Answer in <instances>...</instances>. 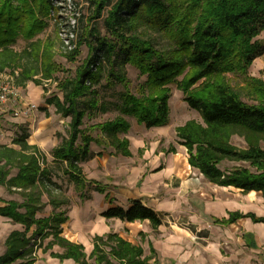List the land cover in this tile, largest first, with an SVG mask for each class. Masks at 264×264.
<instances>
[{"label": "trees", "instance_id": "1", "mask_svg": "<svg viewBox=\"0 0 264 264\" xmlns=\"http://www.w3.org/2000/svg\"><path fill=\"white\" fill-rule=\"evenodd\" d=\"M79 1L91 6L90 22L102 19L104 31L87 24L79 32L82 15L79 17L78 45L85 43L86 56L73 72L56 82L62 96L53 93L45 98L56 114L69 118L67 134L49 154L53 163L61 165V172L79 196L85 185L80 163L93 156L90 142L105 141L114 148V154L130 155L125 136L130 122L126 117L146 128L167 125L173 84L201 118H189L175 127L176 140L185 148L188 164L208 182L237 187L242 193L259 191L264 198V78L247 75L256 56L263 55L264 61V42L256 38L264 29V0ZM51 9H55L52 0H0V74L11 73L16 86L29 81L40 85L64 71L54 57L56 39L37 36L47 26L45 17ZM52 24L56 33L57 24ZM18 39L24 40L25 46L16 50L13 44ZM158 39L166 43L159 47ZM78 54L73 49L65 57L74 61ZM124 65L145 75L134 91L119 68ZM228 73L237 78L233 81ZM116 82L123 86L118 99H106L98 87L112 88ZM107 111L115 113L84 125V117ZM95 129L100 136L92 134ZM28 136L26 127L21 126L11 144L0 143V186L20 197L0 198L4 202L0 216L22 225V229H12L4 238L0 264L16 260L31 264L37 249L60 262L71 259L76 264H157L152 247L144 254L140 244L116 232L95 234L88 253L81 243L63 237L62 223L67 217L64 211L55 209L68 202L55 195L54 167L42 150L27 142ZM233 136L242 139L243 146L232 143ZM173 150L172 146L167 149ZM224 161L232 164L221 167ZM43 194L53 211L37 217L45 204ZM125 203L127 207H106L101 215L123 221L146 219L152 229L160 224L158 214L141 201ZM239 217L264 223V216L237 212H230L222 222Z\"/></svg>", "mask_w": 264, "mask_h": 264}, {"label": "crops", "instance_id": "2", "mask_svg": "<svg viewBox=\"0 0 264 264\" xmlns=\"http://www.w3.org/2000/svg\"><path fill=\"white\" fill-rule=\"evenodd\" d=\"M259 56L264 64L263 55ZM32 94L30 97L36 95V91ZM21 105L25 107L27 102ZM29 113L35 116L33 111L27 112ZM43 114V110L36 114L43 123L34 125L32 118L26 119L29 133L27 142L35 144L46 154L48 160L51 158L49 150L61 138H56L59 129L52 124L50 116L46 114L42 120ZM167 126L169 125L155 126V129ZM13 127L8 130L10 137L3 143L11 144L18 131L17 126ZM93 135L100 136L101 133L97 130ZM143 144H135L136 154L131 151L129 156H123L114 154V148L105 141L99 144L90 142L89 148L93 156L80 163L85 177V185L81 191L83 195L80 197L95 199L96 207L87 211L80 210L85 220H80V212L77 211L75 222L68 221L71 210L69 204L55 209L64 211L67 217L62 223L63 237L81 243L88 253L95 234L116 232L122 238L140 244L144 254H148L149 247H152L157 264H264V223L253 222L249 217L222 222L230 212L264 216V198L259 191L242 193L237 187L204 180L188 164L186 150L178 142H167L168 145H164L157 141L142 149ZM170 146L174 148L173 151H167ZM0 187L3 192L4 187ZM5 192V196H0L3 200L20 199L16 193ZM41 199L45 204L36 213L37 217L48 216L53 211L47 202V195L43 194ZM127 200H139L152 208L160 217V224L152 229L146 219L123 221L101 215L106 207H127ZM2 204L4 202L0 201V205ZM3 218L10 224V228L0 242V254L4 251L3 241L6 235L12 229H22V225ZM77 228L81 229L80 232H76ZM33 229L34 226L29 233ZM141 232L143 236H140ZM82 239L85 240V245ZM31 260V264H76L71 259L60 263L57 258L43 253L41 249H37ZM13 264H22V261L16 260Z\"/></svg>", "mask_w": 264, "mask_h": 264}, {"label": "rangeland", "instance_id": "3", "mask_svg": "<svg viewBox=\"0 0 264 264\" xmlns=\"http://www.w3.org/2000/svg\"><path fill=\"white\" fill-rule=\"evenodd\" d=\"M78 5L80 6L79 9H81L82 13V19L79 23V32L83 29L84 26L87 24L95 25L97 29L102 33L104 31L103 23L101 18H97L89 21L88 17L92 15V8L91 6H88L81 1L77 0ZM13 3L16 5V2L13 1ZM45 20L47 22V26L45 29L39 33L37 36L41 39L45 38L46 36L50 35L53 36L57 43L54 47V57L57 63L62 66L64 71H58L55 73L53 78H49L47 80H44V82L40 85H36L33 82L29 81L25 85L19 87L18 94L21 97V103L27 102L34 105L33 107H29L28 112L33 111L35 116H31V114H24L21 118L14 120L12 118V112L16 109L14 105L11 103L0 105V143H3L4 141H7L10 137V134H8V130L11 128H14L13 126H17V128L23 126L26 127L27 118H32V123L34 125L43 123V121H40L37 117V113L41 111V107H46L47 110H43L44 116H42V120H44V117L46 114L49 117L50 121L53 125H56L59 130L56 132V138L60 139L62 136H65L67 134V118H62L59 115H55L54 112V106L52 104H46L45 98L52 95L53 93H56L59 97L62 96L61 92L57 90L55 87L56 82L59 79L64 78L72 69L75 68V66L81 62V60L86 56L87 53V47L84 42H82L80 45H78V35L76 36V39L74 43L76 46L73 49H77L79 51L78 56L75 58L74 61H69L65 57V53H67L70 50L64 49L62 47V42L59 37L58 31L56 29V33L53 32V24L51 23L50 18V11L48 12L47 16L45 17ZM261 40H264V30L259 33V35L256 37ZM166 42L164 40L158 39L157 46L162 47ZM23 46H25V41L22 39H18L14 44L13 47L16 50L21 49ZM72 49V50H73ZM120 70L124 72L125 77L129 81V89L134 91L136 85L143 81L145 79V75H139L137 69H135L133 66L130 65H124L119 67ZM264 69V64L262 62V57H256L251 61L250 66L247 69V75L254 76V77H263L262 71ZM106 72V69H105ZM228 76L234 81L237 76L233 73H228ZM104 81L102 80V83ZM98 90L100 93L106 96V99H109L111 101H115L118 99V92L123 90V86L120 83H115L112 88H108L105 86H99ZM36 91V95H33L32 93ZM170 97L168 99V107H169V123L166 128L163 129H155V127L146 128L142 124H137L134 120V118L127 116L126 118L130 122V129L125 134V136L128 137V148L131 151L136 154V148L135 144L137 143H144V149L146 146L154 145L157 141L162 142L164 145L167 144V142L173 143L177 142L176 136H175V127L177 125L182 124L185 120L189 118H194L197 120H201L200 115L198 112L190 107L187 106L186 102L183 101V93L180 89H177L175 85H170ZM113 95L110 98V95ZM48 107L50 110H48ZM115 111L113 112H106V113H95L91 118L84 117V125L87 123L92 122H98L99 120H104L106 118L112 117L114 115ZM48 120V119H47ZM46 120V121H47ZM83 125V126H84ZM97 130H93V134H96ZM13 135V134H11ZM232 143H234L237 146H243V141L237 136H233L231 139ZM168 145V144H167ZM140 149H138V153ZM120 155V154H119ZM129 156V155H128ZM49 157V156H48ZM48 163L53 165L55 173L57 175L56 183H57V190L55 191V195L60 199H65L66 202H68L69 207H71V210L69 212V218L68 221L75 222V215L76 212H80V210L87 211L91 207L95 206V199H83V197H80L78 192H76L73 188L72 183L67 179V177L61 172V165L57 163H53L51 158H48ZM232 162L224 161L221 163L222 166H229ZM88 194V193H87ZM6 192L0 187V196H5ZM101 208V207H99ZM70 209V208H69ZM68 209V210H69ZM80 217V220H85L86 218L83 217V212L78 214ZM94 217H92L93 219ZM10 228V224L0 216V242L2 240V237L7 233L8 229ZM81 229L77 228L76 232H80ZM251 238V236H250ZM83 244L85 245V240L82 239ZM60 262V261H59ZM61 263V262H60ZM41 264H43L41 262ZM47 264V263H45Z\"/></svg>", "mask_w": 264, "mask_h": 264}, {"label": "built area", "instance_id": "4", "mask_svg": "<svg viewBox=\"0 0 264 264\" xmlns=\"http://www.w3.org/2000/svg\"><path fill=\"white\" fill-rule=\"evenodd\" d=\"M52 2L55 9L50 10L51 23L57 24V31L62 42V47L72 50L76 46L74 41L77 36L78 19L82 15L81 9H79L80 6L75 0H52ZM18 89L19 86L13 83L11 73L0 74V105L11 103L16 107L12 112L14 120L21 118L28 112L29 107L34 106L31 103H27L25 107H22ZM36 240L38 242V239ZM36 247L37 244L34 245V248Z\"/></svg>", "mask_w": 264, "mask_h": 264}]
</instances>
